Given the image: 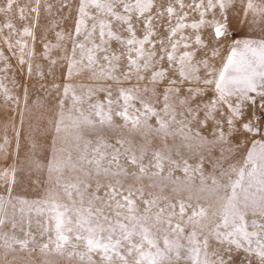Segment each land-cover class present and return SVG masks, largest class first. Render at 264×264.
Here are the masks:
<instances>
[{
    "label": "snow or ice",
    "instance_id": "snow-or-ice-1",
    "mask_svg": "<svg viewBox=\"0 0 264 264\" xmlns=\"http://www.w3.org/2000/svg\"><path fill=\"white\" fill-rule=\"evenodd\" d=\"M14 6L18 8L19 20L27 21L34 14L33 23L26 24L22 30L15 28L8 17ZM41 7L45 13L59 14L67 20L71 13L65 14L64 9L73 7V0H34V3L28 0L24 5H19L18 0H5L0 6V14L5 17L0 38L10 53L5 58L0 52V62L5 65L0 71L5 74L9 60L15 58L29 79L32 78L36 57L34 29L39 27ZM75 11L71 31H55V44L42 39L40 59L47 64L42 69L36 62L34 67L37 77L52 78L47 87L40 86L59 93L53 105L57 109L55 132H61L65 104L70 101L67 118L72 120L77 133L86 129L96 139L88 140L77 134L79 154L75 162L71 155L66 159L52 155L46 171L62 174L65 168H70L89 179H110L107 184L97 179L86 207L81 185L85 189L89 185L79 178L63 186L70 204L51 199L19 200L21 204L36 206L37 214L47 211L54 221L55 240L49 237L47 243L40 245V251L47 252L49 245L54 244L52 251L69 260L77 259L78 264H174L180 259V241L185 238V228L191 224L193 227L186 238L192 264H264V5H257L254 0L239 4L238 0H191L189 3L184 0H78ZM192 13L197 14L196 19L186 23ZM241 26L259 27L260 38L233 39L222 66L215 68L211 61L218 54V47L229 39L230 30L234 38L235 30ZM4 29L8 31L7 36L2 35ZM184 29L195 31L185 35ZM13 36L20 39L13 42ZM23 37L33 40V48L27 53ZM178 48L182 49L179 55ZM53 49L60 52L58 57L50 56ZM60 67L64 68L63 85L55 83ZM84 72L111 84L89 87L83 96H78L67 81ZM125 84L130 86L124 87ZM113 85L116 99H113ZM21 87L27 107V88ZM3 91L6 101L13 99L7 89ZM98 92L106 94L105 101L91 102ZM15 100L18 104L19 97ZM133 101H138L140 107H135ZM83 104L88 108L80 107ZM113 117L122 118L123 123L116 125ZM153 119L155 125L149 123ZM129 123L131 130L142 138L139 145L120 138L110 144L98 134V129H126ZM19 137L17 131L14 162H10L7 138L0 143L4 165L0 180L9 202L16 184V165L21 162ZM169 138L173 140L172 145L167 143ZM177 138L179 144L175 142ZM155 140L161 142V148L151 149ZM249 142L240 166L224 167L220 163L241 154ZM217 150L220 156L213 158ZM34 152L35 146L29 145L25 160L39 170V162L33 159ZM148 155L151 158L145 163ZM206 163L213 169L207 176L203 171ZM129 166L136 170L130 172ZM165 170L166 174L161 175ZM176 170L185 174L184 190L191 193L195 188L197 193H210L219 204L217 210L209 214L207 208L197 205L185 219L186 208L192 205L178 201L179 212H176L177 204L162 194L167 188L166 181L179 183L178 178L173 179ZM192 173L199 174V186L191 183ZM144 178L149 180L147 186L125 187L122 182L123 179L139 182ZM206 180H211V184H206ZM101 188L105 189L103 196L97 195ZM146 188L157 189L161 194L146 192ZM178 191L172 189L174 193ZM96 201L100 207H94ZM162 201L164 207H160ZM138 203L145 205L142 213ZM4 204V196L0 195V209ZM153 208L158 211L152 212ZM249 215L255 217L250 225L246 220ZM4 224L5 219L0 216V227ZM12 227H16L14 222ZM30 235L25 232L26 238L22 240L7 234L0 238L6 250H11L13 243L27 250ZM73 238L77 243H72ZM159 239L163 240V248L158 245ZM210 239L218 245L212 253L215 260L208 259ZM81 243L84 251L77 250ZM170 252L176 254L174 258L169 256ZM93 253L99 260L93 259Z\"/></svg>",
    "mask_w": 264,
    "mask_h": 264
},
{
    "label": "rangeland",
    "instance_id": "rangeland-1",
    "mask_svg": "<svg viewBox=\"0 0 264 264\" xmlns=\"http://www.w3.org/2000/svg\"><path fill=\"white\" fill-rule=\"evenodd\" d=\"M49 2H53V0H49ZM185 3L191 2V0H184ZM198 2V0H197ZM243 0H238V4L242 3ZM5 3V0H0V6ZM19 5H24L28 3V0H18ZM34 3V0H33ZM78 3V0H73V7L64 9V13H71L70 17L67 20L61 19L60 15H50L45 13L43 7L40 10V19H39V27L34 29L36 42H35V52L36 57L33 61V75L32 78L29 79L27 76L25 69L21 68L17 60L15 58H11L7 65L8 71L5 74L3 71H0V143L3 142L5 138L8 140V151L10 153V162L15 161V134L17 131L20 133L19 144L21 145V150L19 153L20 163L16 165V184L13 186L12 197L9 202V197L5 192L3 187V181L0 180V195L4 196L5 204L3 209H0V216H3L5 219V224L0 227V237H3L4 234H7L9 237H15L16 239L22 240L25 239V232H29L31 235L28 237L30 243L28 245L27 250H21L19 244H12L11 250H6L4 247V240L0 238V264H78L77 259L69 260L66 257L61 256L60 254L52 251L55 247L54 244L49 245V250L47 252L40 251V245L43 243H47L49 237L55 240V231H54V221H52L49 216L50 214L45 211L44 214H37L34 205L31 203L21 204L19 203L20 199L28 200L29 202L37 199H51L57 203L61 204H70L71 201L65 195L64 185L67 183H75L77 179L84 181V183L88 184L89 187L85 189L83 184L81 185V191L84 192V206H87V200L91 193L95 190L97 179L100 180L102 184L109 183L110 178L106 177H92L87 178L86 175L81 174L79 171H73L70 168H65L62 174L51 173L49 174L46 171V165L48 159L52 155H56L61 159H66L67 156L71 155L73 158V162H75L78 153V144L75 139L76 135L79 134L83 136V138L95 141V134H87L86 129H82L79 133H77L76 127L74 126L71 119H68L67 108L70 105V101L65 104V118L61 124V132L57 134L54 128V122L56 120V112L57 109L53 107L55 97L59 96V93L55 90H45L40 85L44 84L47 87V84L52 80L51 77L47 79H42L36 76V69L34 67L35 63L38 62L43 69L47 64V61L40 59V53L42 51V39H46L47 41L55 44L56 37L54 35L55 31H61L63 29L64 32L71 31L74 20L76 18L75 4ZM254 3L257 5H264V0H254ZM31 7V4H29ZM53 13H55V9H53ZM233 16L236 15L235 12L232 13ZM10 21L14 24L15 28L18 30H22L23 26L31 25L33 23L34 14L30 16L27 21L19 20V12L18 8L14 6L11 13L8 14ZM197 14L192 13L186 23H191L194 19H196ZM251 19V17H249ZM5 22V17L3 14H0V28H2L3 23ZM87 23H91L90 21ZM192 29H184L183 34L187 35L190 32H194ZM8 31L6 29L3 30L2 35L7 36ZM260 28L256 27L255 29L249 28L247 26H241L240 28L235 30V36L233 38V31H229V39L223 41V43L218 47V54L215 55V58L211 61L215 68L219 69L227 54L229 49L233 45V39L235 40H244V39H259L260 38ZM139 37L140 34L137 33ZM107 38V37H106ZM16 39H20L19 36H13L12 40L15 42ZM22 42L26 44L25 53L32 50L33 48V40L30 37H23ZM70 47V44H69ZM113 48L116 47L115 44L112 45ZM0 52L3 53L5 58L10 57V53L7 51L6 46L4 45V41L0 38ZM182 49H177V55L181 54ZM60 55V52L56 49H53L50 52V56L55 58ZM209 55H213L209 53ZM28 57L25 55V60ZM123 64V61H121ZM5 65L0 62V69H3ZM27 64L25 65V68ZM64 68L60 67L57 69L55 83L57 85H63L66 81L63 79ZM202 74V73H201ZM147 75V74H145ZM74 89L75 94L78 96H83L84 92L89 87H99L102 85L111 84V81L103 80L99 77H92L89 72H84L82 74L74 75L69 81H67ZM132 83H135V79H133ZM27 88L28 98H27V107H25V101L23 99L24 89L21 87ZM130 85L125 84L124 87H128ZM116 86L113 85V99H116ZM3 89L8 90V95L13 99L5 100V94ZM105 93L98 92L94 93L91 102H96L99 100L100 102L105 101ZM19 97V103L17 104L15 98ZM122 104L123 101L121 100ZM135 107L139 108L140 104L138 101H133ZM80 107L87 109L88 105L83 104ZM159 107V105L157 106ZM73 116L76 114L73 113ZM116 125H120L123 123L122 118L113 117ZM149 123L155 125V120H150ZM98 134L102 135L108 143L114 144L117 138L132 140L134 145H139L142 141L141 136L138 132H134L131 130V124L129 123L128 128L126 129H111V128H102L98 129ZM55 138V139H54ZM149 139H152V136H149ZM255 139L259 140V137H255ZM177 144L180 143L179 138L175 141ZM169 145L173 144L172 138L167 140ZM29 145L35 146V152L33 155V159L38 161L40 164V169L37 170V167L33 163H29L25 160L27 155V150ZM127 146V145H125ZM250 146L246 144L243 147L241 154L235 155L234 157H230L227 159V162L221 160L220 163L227 167V164H234L236 166H240L243 163V152H246L247 147ZM151 149H158L162 147V144L159 140H155L154 143L150 145ZM227 155V153H225ZM219 150L213 153V158L219 157ZM150 155L145 157V163L150 159ZM175 158V157H174ZM123 163H127L126 161H122ZM190 163H194L193 160L189 161ZM2 157H0V171L3 170ZM90 167V166H86ZM136 169L129 166V171H135ZM153 171L155 169H152ZM204 174L205 176L208 173L212 172L213 169L210 163H206L204 166ZM165 173H161V175H165ZM215 174L219 176V171L216 170ZM59 175L60 184L57 185V178ZM192 181L191 183L194 186H199L200 179L198 173H192ZM179 179V183L173 184L171 182L166 181L167 188L162 193L163 195L169 197L172 203L177 204L176 212H179L178 201H183L186 204L192 205V208H186L185 219L188 215L191 214L192 209L196 208L197 205L205 207L208 209L209 214L212 211L217 210L219 204L215 200V197L208 192H200L197 193L195 188H193L192 192H188L184 190V182L186 180L185 174L176 170L173 173V179ZM235 178V177H234ZM125 187L128 185H132L133 187L139 186L143 184L147 186L149 180L147 178L142 179L137 182L132 179H123L122 180ZM206 184L210 185L211 180H206ZM173 188L180 189V191L174 193L172 192ZM147 191H152L157 195H160L157 189H147ZM105 192L104 188H101L97 193L99 196H103ZM189 195L192 196V199H188ZM145 198H148L147 196ZM73 199L75 200V193H73ZM77 206L79 205V201H77ZM101 204L99 201L94 202V207H100ZM145 205L143 203H138L139 212H143ZM160 207H164V202L162 201ZM107 211V210H106ZM158 211V208H153L152 212ZM255 217L251 215L246 217L247 223L250 225L251 220ZM179 219L178 217L173 220V223ZM16 224V227H12V223ZM259 223L260 220L258 219ZM182 226H184L182 224ZM193 226L191 224L187 225L185 228V238L180 241L182 247L180 249V259L178 262L174 261V264H192L190 259V252L188 250L189 245L187 241V233L191 230ZM252 229L249 227V231ZM223 231V229H221ZM43 233V235H42ZM72 236L73 234H69ZM34 237V240L32 239ZM198 239H202V235H198ZM72 243H77L74 238L72 239ZM158 245L163 248V240H158ZM67 247V246H66ZM218 247L214 240L210 239V247L207 249L208 259L215 260L216 257L212 255L214 249ZM71 251V248H68ZM78 251H84V247L81 243V246L77 249ZM174 252H170L169 256L175 257ZM203 255V253H202ZM93 259L99 260V256L93 253Z\"/></svg>",
    "mask_w": 264,
    "mask_h": 264
}]
</instances>
